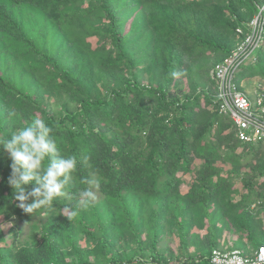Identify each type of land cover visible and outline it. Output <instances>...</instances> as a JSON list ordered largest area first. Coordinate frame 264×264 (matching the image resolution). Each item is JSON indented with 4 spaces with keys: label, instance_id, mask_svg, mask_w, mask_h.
I'll list each match as a JSON object with an SVG mask.
<instances>
[{
    "label": "trees",
    "instance_id": "1",
    "mask_svg": "<svg viewBox=\"0 0 264 264\" xmlns=\"http://www.w3.org/2000/svg\"><path fill=\"white\" fill-rule=\"evenodd\" d=\"M263 5L0 0V135L39 117L78 162L52 212L31 216L0 152V264H213L214 248L252 257L264 245V142H241L218 112L214 65ZM255 57L242 75L264 79V29ZM85 179L99 181L97 199L69 221Z\"/></svg>",
    "mask_w": 264,
    "mask_h": 264
},
{
    "label": "clouds",
    "instance_id": "2",
    "mask_svg": "<svg viewBox=\"0 0 264 264\" xmlns=\"http://www.w3.org/2000/svg\"><path fill=\"white\" fill-rule=\"evenodd\" d=\"M0 152H7L11 161L7 183L16 207L24 214L47 217L55 208L54 202L65 196L70 186L72 173L77 170L76 157L60 155L52 126L39 117L10 136L0 135ZM87 161L85 156L84 162ZM82 182L88 187L78 193V203L66 216L69 221L78 216L81 206L87 209L97 199L93 189H99V181Z\"/></svg>",
    "mask_w": 264,
    "mask_h": 264
},
{
    "label": "built area",
    "instance_id": "3",
    "mask_svg": "<svg viewBox=\"0 0 264 264\" xmlns=\"http://www.w3.org/2000/svg\"><path fill=\"white\" fill-rule=\"evenodd\" d=\"M264 29V5L258 14L248 23V32L231 53L214 65L216 79L215 101L220 114L228 116L233 123L234 133L241 142H264V84L257 81L253 92L254 99L240 88L235 74L245 63L255 61V54L261 45ZM237 33H242L240 27ZM213 264H264V245L260 246L252 257H247L238 249L211 251Z\"/></svg>",
    "mask_w": 264,
    "mask_h": 264
},
{
    "label": "rangeland",
    "instance_id": "4",
    "mask_svg": "<svg viewBox=\"0 0 264 264\" xmlns=\"http://www.w3.org/2000/svg\"><path fill=\"white\" fill-rule=\"evenodd\" d=\"M246 70L250 72V70L255 71L256 67L252 66V67H248L247 65H242L240 67V69L236 72L235 74V82L238 83V85H240V87L247 93V95L249 96L250 99H254L255 93L253 92V89L255 88V85L257 83V81H261L262 84H264V79L260 78V77H245L242 75V72ZM260 79V80H258ZM215 83H216V79ZM21 224L24 225V229L26 230L28 228V226L26 224H24L23 222H20ZM83 242V241H82ZM228 246V245H225ZM241 246V242L237 241V242H232L231 245L229 246V248H233V247H240Z\"/></svg>",
    "mask_w": 264,
    "mask_h": 264
}]
</instances>
